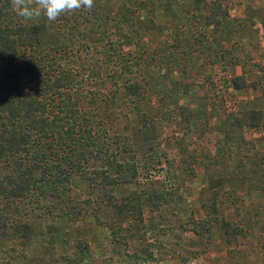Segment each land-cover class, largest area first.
Here are the masks:
<instances>
[{
	"label": "rangeland",
	"instance_id": "374dc122",
	"mask_svg": "<svg viewBox=\"0 0 264 264\" xmlns=\"http://www.w3.org/2000/svg\"><path fill=\"white\" fill-rule=\"evenodd\" d=\"M121 1L136 8L145 36L120 46L101 64L102 85L85 87L98 98L95 119L104 122L111 167L104 171L105 157V164L89 159L82 173L91 180L72 174L58 196L41 197L50 212L18 208L17 217H34L43 233L27 239L0 233V264H68L65 256L76 252L81 240L89 264H264V0H218L229 19V27L220 31L202 24L206 0H93L91 10H77L85 14L78 19L87 23L86 17L100 15L106 28L83 41L112 37L110 18ZM0 21L37 25L42 17L25 21L8 0L0 5ZM167 43L176 48L175 68L163 62L161 48ZM83 56L79 52L75 59ZM133 61L140 68L123 73ZM150 67L165 81L199 84L195 94L176 101L206 111L198 132H187L175 116H162L164 107L172 106L162 92L148 89L136 103L126 97L109 104L101 98L112 81L120 93L122 78L139 79ZM235 74L243 76V86L228 81ZM1 88H16L10 73L0 75ZM241 109L260 110L261 126L245 127L242 139L225 148L216 127L229 111ZM113 137L124 142L113 143ZM131 154L136 177L128 183L112 179ZM131 190H164L168 201L155 211L129 202L115 212L107 200L118 202ZM63 193L68 197L62 201Z\"/></svg>",
	"mask_w": 264,
	"mask_h": 264
},
{
	"label": "trees",
	"instance_id": "16d2710c",
	"mask_svg": "<svg viewBox=\"0 0 264 264\" xmlns=\"http://www.w3.org/2000/svg\"><path fill=\"white\" fill-rule=\"evenodd\" d=\"M7 1L2 0L0 5ZM129 1L133 3L140 0ZM205 3L202 24L213 30H226L229 19L225 11L219 8V1L206 0ZM84 15L83 11H75L63 14L55 21L42 17L37 25L0 21V75L10 73L13 86L23 90L0 89L2 236H21L27 239L42 234L43 230L39 229L34 217L29 216L24 220L17 217L18 208L24 212L39 208L50 212L49 205L40 201L41 197L45 201V197L58 196L72 174L79 173L91 180L82 173L85 172L89 159H98L105 164V157L104 171L107 172L106 169L111 167L110 161L113 158L107 155L108 149L104 144V122L95 119L98 98L85 87L91 82L102 85L104 81L99 73L101 64L111 61L118 54L120 46L141 41L146 29L136 18V8L121 1L110 18L112 37L83 41V37L88 38L89 34H96L106 28L103 16L93 14L90 20L86 17L87 23H83L78 17ZM20 48L27 49L28 52L21 54ZM161 51L165 66L175 68L178 63L175 58L176 48L174 51L172 44L167 43L162 46ZM79 52L84 55L80 60L75 59ZM42 61L46 63L42 64ZM123 68L124 73L140 67L137 61H133ZM153 70L151 67L144 69L146 75H141L139 79L122 78L120 93L117 92V83L112 81L109 90L100 93L101 98L109 104H114L117 99L124 101L126 97L129 102L136 103L148 89L153 93L162 92L172 105H162L165 108L162 116H175L184 123L187 132H198L203 125L199 119L204 118L206 111L200 105L182 106L177 105L176 101L181 96L195 94L199 84L184 78L168 82ZM228 81L244 85L241 74L229 77ZM26 89H31V92H24ZM81 102H86L84 107H80ZM50 107L52 110H49ZM139 117L143 122L146 121L142 113ZM261 118L262 112L256 109L229 111L225 121L216 127L221 133L222 146L226 148V145L238 143V139H242L241 131L245 127H260ZM123 139L113 137L112 142H122ZM126 139L130 141L128 137ZM130 156L133 154L117 165V176L112 179L128 183L136 177L137 164ZM81 160L85 162L83 165ZM61 197L63 201L68 195L63 193ZM167 199L164 190H131L118 202L107 201H111V207L120 213L129 202L136 203L138 210L143 207L155 211ZM111 231L115 233V230ZM75 246L77 251L73 250L72 254L65 256L68 264H89V251L85 242L78 241Z\"/></svg>",
	"mask_w": 264,
	"mask_h": 264
},
{
	"label": "clouds",
	"instance_id": "9594fccd",
	"mask_svg": "<svg viewBox=\"0 0 264 264\" xmlns=\"http://www.w3.org/2000/svg\"><path fill=\"white\" fill-rule=\"evenodd\" d=\"M11 4L17 16L25 21L41 17L55 21L66 13L91 10L93 0H11Z\"/></svg>",
	"mask_w": 264,
	"mask_h": 264
},
{
	"label": "crops",
	"instance_id": "0c3cea01",
	"mask_svg": "<svg viewBox=\"0 0 264 264\" xmlns=\"http://www.w3.org/2000/svg\"><path fill=\"white\" fill-rule=\"evenodd\" d=\"M235 75H238V74H235Z\"/></svg>",
	"mask_w": 264,
	"mask_h": 264
}]
</instances>
